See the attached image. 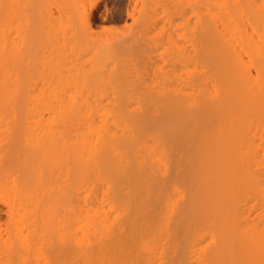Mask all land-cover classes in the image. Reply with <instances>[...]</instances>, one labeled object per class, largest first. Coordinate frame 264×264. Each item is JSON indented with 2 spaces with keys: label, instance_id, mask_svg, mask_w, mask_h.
<instances>
[{
  "label": "bare ground",
  "instance_id": "bare-ground-1",
  "mask_svg": "<svg viewBox=\"0 0 264 264\" xmlns=\"http://www.w3.org/2000/svg\"><path fill=\"white\" fill-rule=\"evenodd\" d=\"M159 3L184 94L29 98L0 0V264H264V0Z\"/></svg>",
  "mask_w": 264,
  "mask_h": 264
},
{
  "label": "rangeland",
  "instance_id": "rangeland-1",
  "mask_svg": "<svg viewBox=\"0 0 264 264\" xmlns=\"http://www.w3.org/2000/svg\"><path fill=\"white\" fill-rule=\"evenodd\" d=\"M154 4L4 0L6 74L12 71L16 93L29 98L184 94L189 69L177 47L187 46L182 41L189 36L164 14L162 4ZM152 8L158 15L148 19Z\"/></svg>",
  "mask_w": 264,
  "mask_h": 264
}]
</instances>
